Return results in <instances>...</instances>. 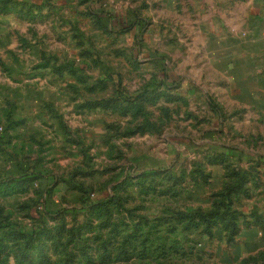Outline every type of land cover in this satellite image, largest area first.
Listing matches in <instances>:
<instances>
[{
  "label": "rangeland",
  "instance_id": "1",
  "mask_svg": "<svg viewBox=\"0 0 264 264\" xmlns=\"http://www.w3.org/2000/svg\"><path fill=\"white\" fill-rule=\"evenodd\" d=\"M0 258L264 264V0H0Z\"/></svg>",
  "mask_w": 264,
  "mask_h": 264
},
{
  "label": "trees",
  "instance_id": "2",
  "mask_svg": "<svg viewBox=\"0 0 264 264\" xmlns=\"http://www.w3.org/2000/svg\"><path fill=\"white\" fill-rule=\"evenodd\" d=\"M231 197H232V190L230 188L226 189L225 194L223 195V200L222 202H219L218 205L216 207H218L219 211H212L210 213H207L206 216L204 217H199L201 218V220L204 222V224L208 225L213 219H220L222 220L224 223H226L227 221V217L225 214H222L220 211L223 209V207L225 206V204H227L228 202L231 201ZM220 213L223 215L221 216ZM228 225V224H227ZM231 228H234L235 226L233 224H231V226H229ZM1 260V258H0Z\"/></svg>",
  "mask_w": 264,
  "mask_h": 264
}]
</instances>
